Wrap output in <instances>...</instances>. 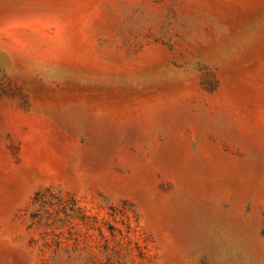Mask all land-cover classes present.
I'll list each match as a JSON object with an SVG mask.
<instances>
[{"label":"rangeland","instance_id":"1","mask_svg":"<svg viewBox=\"0 0 264 264\" xmlns=\"http://www.w3.org/2000/svg\"><path fill=\"white\" fill-rule=\"evenodd\" d=\"M0 264H264V0H0Z\"/></svg>","mask_w":264,"mask_h":264}]
</instances>
